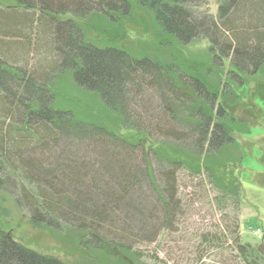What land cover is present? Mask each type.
<instances>
[{"label": "trees", "instance_id": "trees-1", "mask_svg": "<svg viewBox=\"0 0 264 264\" xmlns=\"http://www.w3.org/2000/svg\"><path fill=\"white\" fill-rule=\"evenodd\" d=\"M197 1L203 0H14L16 7L0 11V172L8 170L22 182L34 224L61 222L84 237V247L129 264L131 256L138 258L134 246L153 242L180 213L181 169L201 174L210 189L240 194L245 168L225 157V150L239 145L229 124L249 126L247 117L257 116L260 125L264 113L229 103L230 86L220 84L221 72L211 86L171 56L137 57L87 41L79 25L93 12L119 25L133 3L149 13L166 49L202 36L216 49L218 66L230 56L240 73L264 64V0H222L218 20L195 14L188 6ZM19 6L31 11L19 12ZM29 31L50 56L32 70L9 65L29 44L4 38H27ZM54 73H69L78 90L95 94L128 133L55 107ZM236 83L241 86L240 77ZM145 91H153L156 105L144 98L139 105ZM251 172L261 183L264 170ZM236 224L221 229L224 242L245 261L250 257L248 264H260L261 245L239 242ZM225 233L235 236L229 240ZM0 264L65 263L21 245L0 227Z\"/></svg>", "mask_w": 264, "mask_h": 264}, {"label": "rangeland", "instance_id": "rangeland-1", "mask_svg": "<svg viewBox=\"0 0 264 264\" xmlns=\"http://www.w3.org/2000/svg\"><path fill=\"white\" fill-rule=\"evenodd\" d=\"M222 2V0H203L188 7L200 17L211 15L218 20L219 6ZM12 7H16L14 0H0V11H7V8ZM17 11L29 12L31 9L19 6ZM119 22V25L111 24L105 15L93 12L79 25L87 41L98 46H117L137 57L151 56L162 61L173 58L185 72L205 77L211 86L218 83L217 74L221 72L223 80L220 84L226 82L230 86L229 99H227L229 103L251 106L256 115H261L260 111L264 113V64L255 72L250 73L251 68H247L248 73H240L230 64V56L218 66L213 63V53H217L216 49L211 51L209 42L202 36L195 37L184 46L166 49L160 44L149 13L133 3L129 17ZM26 31L24 33H28ZM24 35L4 38L11 42L29 44L28 47L23 46L25 50L16 52L15 57L8 64L32 70L38 67L39 61H44L50 55L47 48L37 46L36 41L39 38L34 31H29V35H26L27 38L29 36L30 41H26ZM209 69H212V72ZM53 75L55 107L71 110L78 119L98 123L115 130L122 136L128 133L120 124V119L107 111L95 94L80 91L73 85L69 73ZM238 76L242 81L241 86H237L236 83ZM143 98L150 100L154 105L158 103L153 91H145L138 99L139 105ZM131 111L133 110H130V113ZM247 120L249 126L238 122L229 124L232 130L237 132L236 139L239 145L236 144L225 150L226 158L240 162L245 168L240 176L243 188L240 194L239 192L231 194L228 188L230 192L225 190L224 194L212 187L210 189L208 184L202 181L201 174L191 173L188 167L181 169L177 173L180 213L174 223L162 230L153 242L134 246L138 258L134 259L131 256L127 260L129 264H248L247 261L251 258L245 261L235 249H229L224 242L225 236L221 235V229L226 225L229 228L233 223H237L239 242L252 243L254 246L261 245V250L264 251V177L261 183H256L260 182V176H254L257 181H253L251 177L253 174L251 171L264 170V117L258 119L261 121L260 125L257 116L256 118L248 116ZM254 125L258 126L254 127ZM153 138L170 141L169 138L158 135H154ZM0 178L2 179L0 227L14 241L39 254L55 257L65 264H127L110 259L99 250L84 247V237L61 222L57 221L55 225L34 224L32 222L34 208L22 198L19 190L22 182L8 170L6 174L0 172ZM236 201L238 205L235 204ZM246 225L259 227L261 238L245 232ZM225 234L229 240L235 236L231 233ZM250 251L257 253L253 249ZM263 256L258 263L264 264Z\"/></svg>", "mask_w": 264, "mask_h": 264}, {"label": "built area", "instance_id": "built-area-1", "mask_svg": "<svg viewBox=\"0 0 264 264\" xmlns=\"http://www.w3.org/2000/svg\"><path fill=\"white\" fill-rule=\"evenodd\" d=\"M244 231L247 232V233L249 232V233L255 235L258 238H261V230H260L259 227H255V226H252V225H246L244 227Z\"/></svg>", "mask_w": 264, "mask_h": 264}]
</instances>
